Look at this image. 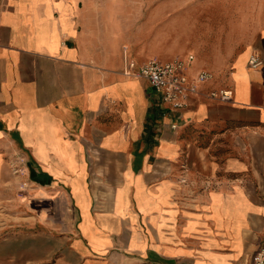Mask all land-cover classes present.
<instances>
[{"label": "crops", "instance_id": "obj_1", "mask_svg": "<svg viewBox=\"0 0 264 264\" xmlns=\"http://www.w3.org/2000/svg\"><path fill=\"white\" fill-rule=\"evenodd\" d=\"M135 3L0 0V264H251L264 240L257 16L187 27L186 75L212 78L169 112L123 75L157 58Z\"/></svg>", "mask_w": 264, "mask_h": 264}, {"label": "rangeland", "instance_id": "obj_2", "mask_svg": "<svg viewBox=\"0 0 264 264\" xmlns=\"http://www.w3.org/2000/svg\"><path fill=\"white\" fill-rule=\"evenodd\" d=\"M133 1L136 2L135 4H138V2L142 4L141 16L137 22L146 26V36L152 47L150 49L151 54L156 55L157 58L155 59L158 61L172 60L174 58L172 56L179 53L184 54V56L179 57L180 59L193 55L194 60L195 55L188 51L193 43L189 38L191 35L186 33L187 27L190 25L198 32L203 28H207V26L215 29L225 26L228 29L237 25L240 28L242 26L245 30L251 24L253 15L257 16L255 21H258L264 45V0ZM145 5H147V10L143 9ZM146 20L147 22L144 23ZM175 21L179 25L178 31L172 30V24L173 22L176 23ZM247 22H249L248 25ZM216 36L219 37L220 35L216 34ZM208 43H211V41H208ZM239 51L236 50L234 56ZM248 54L249 50L239 59L242 67L247 60ZM128 264L145 263L133 258Z\"/></svg>", "mask_w": 264, "mask_h": 264}, {"label": "built area", "instance_id": "obj_3", "mask_svg": "<svg viewBox=\"0 0 264 264\" xmlns=\"http://www.w3.org/2000/svg\"><path fill=\"white\" fill-rule=\"evenodd\" d=\"M193 57L186 60L174 59L171 61H158L148 59L142 63L126 60L123 75L131 78L145 80L158 97L160 104L169 112L181 111L188 106L191 97L198 94V86L209 80L212 75L206 71L198 72L193 79H188L186 71L192 63ZM263 57L253 52L248 58V68L254 71L263 66ZM206 97L213 102L228 103L232 100V93L228 90L209 92ZM172 129L176 126L172 125ZM14 173L18 171L15 169ZM20 190L25 191V185H20ZM251 264H264V240L251 258Z\"/></svg>", "mask_w": 264, "mask_h": 264}, {"label": "bare ground", "instance_id": "obj_4", "mask_svg": "<svg viewBox=\"0 0 264 264\" xmlns=\"http://www.w3.org/2000/svg\"><path fill=\"white\" fill-rule=\"evenodd\" d=\"M248 58V57H247Z\"/></svg>", "mask_w": 264, "mask_h": 264}]
</instances>
